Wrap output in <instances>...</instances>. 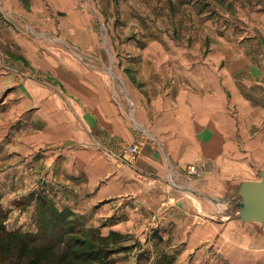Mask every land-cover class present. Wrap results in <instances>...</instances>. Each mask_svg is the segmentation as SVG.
I'll return each instance as SVG.
<instances>
[{"label":"crops","instance_id":"1","mask_svg":"<svg viewBox=\"0 0 264 264\" xmlns=\"http://www.w3.org/2000/svg\"><path fill=\"white\" fill-rule=\"evenodd\" d=\"M75 5V0H0V25L8 26L3 41L24 48V58L36 63L42 75L50 74L56 80L63 77L61 72L67 75L65 94L70 102L59 105L51 101L39 111L41 124L46 122L52 130L67 128L66 134L61 132L65 134L62 141L69 143L62 155L67 181L52 184L55 189H51L58 209L80 214L87 226L98 228L103 236L115 231L147 244L158 237L168 241L172 229L182 222L176 240L166 247L175 254L174 243L181 246L176 264H190L186 256L192 252L197 253L193 264L214 262L216 252H228L231 264L260 261L255 253H261V247H250V243L219 250L217 243L212 245L217 238L196 225L202 217L215 222L205 214L214 211V201L224 194L228 176L190 184L184 176L192 164L206 162L218 169L222 161H242L243 155L249 167L254 169L251 159L264 167L261 133L252 136L249 125H240L242 130L237 132L234 121L226 116L231 105L226 106V113L224 107L220 109V95H246L251 88L243 84L240 91L232 75L220 88L214 58L205 67L195 68L194 74L186 66L179 67L173 86L169 73L158 75L154 83V73L140 69L135 75L139 84L135 77L127 79L118 67L108 74L104 57H90L92 48H99L96 42L89 41L84 47L69 41V32L89 30L83 27ZM59 39L64 46L80 47V53L96 60L93 66L90 60L91 65L81 64L85 57L78 60L66 50L59 52ZM43 50L44 56L40 55ZM112 63L119 64L118 59ZM111 140L137 143L139 153L119 157L112 148L104 150L102 143ZM252 226L240 223L237 228L262 235Z\"/></svg>","mask_w":264,"mask_h":264},{"label":"rangeland","instance_id":"2","mask_svg":"<svg viewBox=\"0 0 264 264\" xmlns=\"http://www.w3.org/2000/svg\"><path fill=\"white\" fill-rule=\"evenodd\" d=\"M75 2L74 9L81 15L80 18L85 24L83 27L89 30L79 34L69 32V41L80 42L84 47L89 41L96 42L99 48H92L90 57H104L108 74L118 67L127 79H136L137 72L139 74L140 69H145L154 73L152 78L154 83H157L158 75L169 73L172 74L169 82L173 86L177 82L176 73L179 67L186 66V69L194 74L195 68L205 67L206 63L214 58L218 62L220 88L225 87L223 84L227 79L230 80L231 75L240 91H243V84L250 87L251 92L248 90L246 95H220V109L224 107L226 113V106L230 108L231 105L232 111H228L226 116L234 121L237 132L242 130L240 125H249L252 136L261 133L262 136L259 135L258 138L262 140L264 155V0ZM5 27L8 28L0 25V205L9 212L7 228L36 233L38 218L43 213L37 201L38 197L52 201L57 207L55 195L51 192L52 188L55 189L52 184L67 181L62 155H66L65 147L69 144L66 140L62 141L65 139L67 128L62 126L59 130H52L46 122L41 124L39 111L42 105H49L51 101L59 102V105L70 102L65 94L67 75L61 72L63 77H60V80L52 79L50 74L42 75L40 69L35 67L36 63L24 58V48L3 41ZM22 30L26 33V30ZM60 39L64 37L61 36ZM60 39L59 52L66 50L78 60L80 56L85 57L81 64L91 65V61L93 66L96 60L80 53V47L74 46L73 49L67 44L65 47ZM44 51L40 52V55L44 56ZM115 58L119 64L112 63ZM179 62H186V65ZM60 97L63 99L59 100ZM50 116L49 112L48 117ZM52 132L55 136H52ZM58 132L59 135H56ZM55 152L59 156H56ZM253 160L251 159L250 163ZM262 161L264 165V159ZM198 165L203 169V173L189 174L191 165L184 172L189 184L197 179L224 176H228V181L258 179L244 155L242 161H222L218 169L206 162ZM31 193H34L33 197H30ZM71 212L73 216L64 220L65 227H72L77 231L82 224V227L89 228L80 214ZM181 223L179 222L180 227L175 225L172 229V236L168 241L156 238L147 244L145 241L131 238L115 246L110 245L109 248L115 250L112 259L115 264H171L173 258L172 264H176L179 258L177 250L181 246L178 247V241L174 243L176 248L172 250L175 254L168 253L166 247L176 240L177 231L184 227ZM196 225L201 227L202 232L210 233L218 239L213 241L212 245L215 247L217 243L219 250L227 251L240 247L241 244H246L247 247L250 243V247H261L262 252L255 253L260 256V261H252L253 264H264L263 234L259 236L258 232L253 230V235L250 230V233L244 230V235L237 228L240 225L238 222L222 224L211 222L205 217ZM87 235L92 236L91 233ZM258 236L260 238H257ZM69 237L80 235L75 232ZM227 253L216 252L212 256L215 261L206 264H231ZM196 254L192 252L186 256L190 264L195 262Z\"/></svg>","mask_w":264,"mask_h":264},{"label":"trees","instance_id":"3","mask_svg":"<svg viewBox=\"0 0 264 264\" xmlns=\"http://www.w3.org/2000/svg\"><path fill=\"white\" fill-rule=\"evenodd\" d=\"M37 201L43 213L38 218L36 233L8 230L9 212L0 205V264H115V250L109 246L131 239L115 231L103 236L99 229H86L81 223L74 231L64 226V220L73 216L70 210H59L44 197ZM75 232L80 237L70 238ZM171 261L172 264L173 258Z\"/></svg>","mask_w":264,"mask_h":264},{"label":"water","instance_id":"4","mask_svg":"<svg viewBox=\"0 0 264 264\" xmlns=\"http://www.w3.org/2000/svg\"><path fill=\"white\" fill-rule=\"evenodd\" d=\"M258 179L227 180L224 194L214 201V211L205 215L217 223L252 224L264 235V167L253 160Z\"/></svg>","mask_w":264,"mask_h":264},{"label":"built area","instance_id":"5","mask_svg":"<svg viewBox=\"0 0 264 264\" xmlns=\"http://www.w3.org/2000/svg\"><path fill=\"white\" fill-rule=\"evenodd\" d=\"M102 146L104 147V150H111L110 148H112V150L115 149L114 153L119 157L123 156L126 153L131 155L132 157H135L139 153V145L137 143L133 145H126L121 141L111 140V142L109 141L107 143H102ZM188 173L191 175H199L203 173V169L200 167V165L194 164L189 167Z\"/></svg>","mask_w":264,"mask_h":264}]
</instances>
